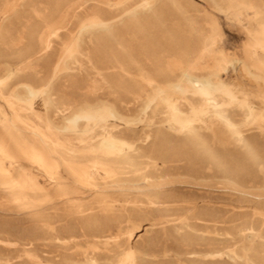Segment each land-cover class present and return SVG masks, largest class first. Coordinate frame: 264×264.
Masks as SVG:
<instances>
[{
	"label": "rangeland",
	"instance_id": "obj_1",
	"mask_svg": "<svg viewBox=\"0 0 264 264\" xmlns=\"http://www.w3.org/2000/svg\"><path fill=\"white\" fill-rule=\"evenodd\" d=\"M121 1L118 2L113 0L109 8L115 12L125 9L128 11L137 9L138 15L140 14L138 18H141V16H146L143 18H148L150 14H145L143 9L140 8L142 3H150V6L153 7V11H155L157 8L161 7V5L165 3L168 4L169 1L171 2L172 0H164L165 2L162 0H154V2L152 0ZM185 1V5L183 7L181 6L183 8H181L182 10L179 7V9L174 7L175 12L173 14L181 10L179 14H171L165 21L158 23L159 26H149L145 29H140V32L138 30L134 31L137 34H135V39H133L135 36L130 37L126 35L124 38L121 34L117 33L118 29L119 32L122 29V25L119 24L108 27L106 32L94 31L91 33L92 36L89 34V36L85 35L82 37L81 32H79L81 26L80 22L76 20L74 13L73 16L71 15L72 12L68 9L58 15V17L56 16L53 18L54 22H57V19L59 23L61 22L58 26L63 27L64 25L66 29L68 28L67 30L64 28L60 41L58 40L59 43L55 42V48L53 50V54L65 53L66 68L54 79L56 83L52 80L53 86L55 88L57 87L56 95L61 98L54 95L55 97L52 99L55 105L49 104L45 106L46 97L44 95H27L21 86L14 84V81L12 84L13 77H11V81L10 79L6 80V73L10 70L16 72V65L19 66V69L21 68L22 72H20V74L22 73L24 77H30L29 75L33 77V72L35 70L36 72L40 71L39 67L43 66L40 64H44V61H46L48 57L46 56L44 59H36V57H34L31 60H25V56H23L21 52H24L28 47L25 46L28 45L26 41H28L27 39L29 38L26 37V34L27 36L29 33V35H31L34 27L42 23L40 21L47 15V12L51 9L50 4L51 2L53 4L54 0H25L24 2H20L19 0H5L4 2V0H0V39L3 37H6V40L9 39V42L4 38L0 40V82L2 83H0V148L3 147L5 149L6 155L3 156L0 154V241L16 244L14 248L11 247V245H2L0 243V264H4L7 259L10 260L9 264H20V262L21 264L22 262L26 264L29 258L41 260L45 264H89L88 262L94 259L97 260V264H121L124 258H117L122 250L121 246L114 245L110 240H102V242L101 240L95 241L92 239V236H89L95 230L108 232L113 231L119 226L123 227V241L127 238V232H135V234H137L135 240L139 244V249L134 264H264V125L254 121L250 114H247L240 108L226 107L224 103L227 102V100L223 96H210V99L203 105V103L198 101L200 99L198 96H193L191 93H187V95L175 92L162 87L158 83L146 85L147 88H144L143 96L141 95L139 97L140 99L138 98L131 103L130 106L122 105L120 100L121 95L117 94L114 88H111L109 82H106L112 77H117L115 73L118 76L121 75V73H118L120 71H109V73L102 70L100 60L98 64V58H95L97 57V47H99L100 44L98 41L99 35L106 37L103 38L105 45H109H106V50L116 51L123 56L137 54L142 56L146 54L145 51L147 52V50H149L151 54L155 53V56L156 54L169 56L179 50L177 48L179 45L175 43L176 36L178 37L181 35L180 37L182 38H191L189 36L193 35L194 37L192 36L191 39H195L194 41L199 43L201 42V51L199 57L195 59L192 73L200 77L209 74V72H213V70H211L213 65H226L227 71L221 75L222 81H225L229 85H238L245 94V97L256 107L257 113L260 116H264V0H235L237 4L233 2L234 0ZM3 2L4 4H2ZM44 2H49L50 4ZM156 2H158V4ZM161 2H163V4ZM177 2L179 3V0L174 1L175 4ZM259 2L262 6L258 5L260 4ZM124 3H126V5ZM47 6L50 8L48 9ZM126 6H130V9ZM8 7L10 8L8 9ZM63 16L66 17V19ZM151 16H155V14L151 13ZM172 18L176 20L174 19V21ZM2 20L6 22L4 21L5 23H3ZM176 21H180V23ZM37 23L38 25H36ZM1 24L3 26H1ZM11 24H13V26ZM188 24L191 26L189 27ZM192 24H194V26ZM31 25L35 26L31 27ZM116 25L121 27L115 28L117 27ZM73 26L74 28L76 27L75 30L72 29ZM181 26H183L184 29ZM164 27L169 28L165 29ZM172 27L174 29H171ZM196 27L198 29L200 28L199 30L201 32ZM109 29H113L114 31L112 30V33H110L111 30ZM146 29L148 30L146 31ZM68 30L69 32H67ZM65 32L69 33V36ZM194 32L197 33V36ZM139 33L144 35H141V37ZM169 33H171V37ZM117 34H119L118 38L120 40L116 38ZM9 35L10 38L12 37V40L8 37ZM111 35H113V37H111ZM108 36L110 38H108ZM121 37H123L122 39L124 41L121 40ZM152 37L153 42L150 40ZM168 37L169 39H166ZM195 37H198L199 40ZM81 38H84V40ZM145 38L149 39L146 41ZM202 38L203 41H201ZM157 39L160 40L158 41ZM115 41L116 44L118 43L117 46ZM166 41H168V43ZM125 42L127 43L125 44ZM132 42L134 44H132ZM256 42H260L262 47L260 46L259 50L253 48V53L256 52V56L253 55L252 58L246 50L248 49V45H252ZM4 43L6 44L4 45ZM172 43L173 45H171ZM72 44L75 45L73 48H70ZM119 46L123 47L121 48ZM173 46H176L175 49ZM14 47L17 48L15 49ZM110 47L113 48V50ZM171 47L173 51L175 50L174 52ZM12 50L13 52L11 53ZM131 50H133V52ZM215 55L217 56L215 57ZM10 56L14 58H10ZM15 58H17V61ZM10 60L11 62H9ZM29 62H31V64ZM36 64H38L37 67H35ZM84 66L85 70L83 68ZM79 70H82V73ZM69 71L71 72L69 73ZM202 71H205V73H202ZM71 73L72 78H70ZM88 73L91 74L89 75ZM39 75L41 76V74ZM105 75L107 79H105ZM68 77L71 79V82ZM78 77L81 78L79 79ZM74 79L80 80L84 85L83 89L76 95V101L79 104H74L73 111L82 108L85 111L94 112L97 111V109L103 110L107 107L106 105L111 104L116 106L120 117H117L116 121L112 119H96L89 123L82 122L83 124L81 123L80 128L75 130V139L84 141L81 144L77 140L69 144L71 138H69L70 136L68 135H71V131H67L66 128L68 125H66V116L64 113H61L63 109L60 110L61 104L65 98L71 97L75 91L73 87L69 86ZM83 79L86 80L82 81ZM4 80L6 81L3 82ZM61 80L64 84H61ZM87 80H89V83ZM152 85H154V87ZM10 87L12 89H10ZM69 87H71V89ZM102 87L106 89V92L105 90L103 91ZM21 90L22 94L20 98H16V95H12L14 92L20 93ZM65 90L67 91L65 92ZM67 92L68 95L66 94ZM147 92H149V94ZM22 97L24 99H22ZM113 98L117 100L115 101ZM213 98L216 101H211L214 100ZM79 99H81V101H79ZM186 99L189 101H186ZM99 101L104 104L100 106L101 103L99 104ZM190 101L196 108H203L207 112L204 116H201V122L197 123L200 126L195 124L190 127L192 130H184L174 122V116L172 114L175 113L174 109L177 107L186 110V108L191 105ZM83 105L86 106L84 107ZM150 105H152V108ZM53 106L54 108H52ZM120 106L124 109L120 108ZM231 111L235 116L233 113H230ZM228 112L230 114H228ZM52 115L54 117H52ZM60 115L63 116L61 117ZM231 116L233 118H231ZM37 117L39 118L37 119ZM50 117H52V119ZM144 117L146 118L144 119ZM235 117H237V119ZM126 118L129 120L127 121ZM125 120L127 122H125ZM84 123H86V126L90 125L88 128L91 129V131H96H93V133L90 131L88 136H81V132L86 130ZM114 125L117 126V129H114V131L124 132L125 130L124 133H126L127 130V134H132V136L134 135L133 137L139 139L147 134H152V141L150 140L151 143L138 142V148L135 151L137 156L134 152L127 151L130 153L124 152L121 156L112 155L103 157L102 163L104 164H102V166H97V169L89 168V170L85 160L95 154L92 152L91 146H97L100 141V136L106 132H110L111 129L113 130ZM101 126H103V129ZM98 129L102 133H100ZM142 129L143 132H141ZM45 131L46 133H44ZM51 131L53 133H51ZM131 131L135 133L133 134ZM188 132L191 133L189 134ZM202 132H206V136ZM35 133H38V136ZM39 133L40 135L42 134V138L39 136ZM28 134L30 135L28 136ZM90 134L92 136H90ZM158 134L160 136L157 137ZM194 135L195 138H193ZM55 137H58V141H56ZM64 138H66L67 141ZM159 138H161L162 141ZM202 138H206L209 141L203 142L201 141ZM29 140L31 142L33 140L32 143L35 142V145ZM157 143L158 145L156 146ZM164 143H167L166 145H168V147ZM177 143L179 145H176ZM145 144L146 147L144 146ZM159 144H161V148L158 147ZM169 144L171 145L169 146ZM192 144L195 147L192 146ZM140 145L142 147H140ZM185 145H190V149L185 147ZM31 146H33L35 151ZM150 147V152L153 151V154L146 152ZM155 148L157 150H155ZM173 150L174 152H172ZM137 151L143 152L138 153ZM98 153L101 155L104 151L102 150ZM125 153L128 154V157H126ZM132 153L134 155H132ZM140 154L141 156H138ZM207 154H209L210 157L207 156ZM11 157L13 159H11ZM39 158L41 160H39ZM108 158L111 162L108 161ZM157 158L159 160H157ZM163 158L165 159L163 160ZM129 159L132 161H129ZM112 160H114V162ZM24 169H28L29 171L25 170L28 173L23 172ZM191 169H194L195 173L193 172V174H191ZM88 174H91V176ZM20 177L24 178H22L23 182ZM30 180L32 182H30ZM166 180L170 183H167ZM160 183H163L162 186ZM108 224H110V226ZM250 226H253L254 229L252 233L249 230ZM182 236L191 239H189V242L187 241V243H184L181 241ZM150 241H155L154 243L156 244H149L148 242ZM28 243L32 246L28 245ZM189 252H195L196 254H189ZM217 253L224 256H222V258H215ZM109 257L112 258L110 259ZM253 257L254 260L256 259L255 261L252 260ZM257 258H260V260ZM84 261L86 263H84Z\"/></svg>",
	"mask_w": 264,
	"mask_h": 264
},
{
	"label": "bare ground",
	"instance_id": "obj_2",
	"mask_svg": "<svg viewBox=\"0 0 264 264\" xmlns=\"http://www.w3.org/2000/svg\"><path fill=\"white\" fill-rule=\"evenodd\" d=\"M20 2H24L25 0H19ZM33 1V0H32ZM40 1V0H39ZM113 0H54V3L52 4V2H51V9H49L48 8V6H47V8L49 9V12H47V15L45 16V17H43V20L42 21H40V22H42L40 25H38V23L36 24V25H38V26H36V27H34V26H32L31 25V27H34V30L32 31V33H31V35H29L28 34V36H27V34H26V37H29L27 40L28 41H26V42H28L27 44L28 45H25V46H28L26 49H25V51L24 52H21V53H23V56H25V60H31L32 58H34V57H36V59L37 58H43L44 59V57H48L47 59H46V61H44L43 63L44 64H40L42 67H39L40 69V71H37L36 72V70L33 72V77H31V75H29L30 77H24L23 76V74L21 75L20 74V72H22V70H21V68L19 69V66L18 65H16V72H14L13 70H10V71H7V73H6V80H9L10 79V81H11V77H13L12 79V84H13V81L15 82L14 84H16V85H19V86H21L22 87V89H24V92L27 94V95H29V96H36V95H44L46 98V101H45V106L46 105H49V104H54L53 103V97H55L54 95H56L57 93V91H56V88L53 86V81H54V79L55 78H57L62 72H63V70H65V68H66V60H65V53L63 52V53H61V54H53V50H54V44H55V42H58V40L60 41V37H61V35H62V33L64 32V25H63V27H61V26H58V24H61V22L59 23L58 22V19H57V22L55 23L54 22V20H53V18H55L56 16L58 17V15H60L62 12H64L65 10H69V11H71L72 12V16H73V13H74V17L76 18V20L78 21V22H80V31L79 32H81V36L83 37V36H85V35H88L89 36V34H90V36H92L91 35V33H93L94 31H99V32H101V31H103V32H106L107 31V29H108V27H113V25L115 26V24H119V25H122V29H121V31L119 32V29L117 30L118 32L117 33H119V34H121L123 37L124 36H135V32L134 31H139L140 32V29H145V28H147V27H149V26H157L158 25V23H162L163 21H165V19H167V17L168 16H170L171 14L172 15H175V14H179V12L183 9L182 7L185 5V3H186V1L185 0H179V3L177 2L176 4L174 3V1L172 0L171 2L169 1V0H167V1H169V3L168 4H163V2H161L163 5H161V4H159V5H161V7H159V8H157L155 11H153V7H151L150 5V3H145V4H141V7L140 8H142L143 9V11L145 12V14H147V13H149L150 14V16L148 17V18H143V17H146V16H141V18H138L139 17V15H138V13H137V9H135V10H130V11H128V10H122L123 9V7H122V11H114V10H112V9H110L109 8V6H110V4H111V2H112ZM116 1H121V0H116ZM132 1V0H131ZM149 1V0H148ZM153 2H154V0H152ZM162 1H164V0H162ZM180 1H181V3H180ZM248 1V0H247ZM261 1V0H260ZM4 2H5V0H4ZM4 2L2 3V4H4ZM8 2V1H7ZM35 2V1H34ZM43 2V1H42ZM117 2V3H118ZM122 2V1H121ZM126 2V1H125ZM130 2V1H129ZM136 2H138V1H136ZM165 2V1H164ZM188 2V1H187ZM231 2V1H230ZM233 2H235V0L233 1ZM232 2V3H233ZM237 2V1H236ZM235 2V3H236ZM28 3V2H27ZM30 3V2H29ZM44 3H47V2H44ZM44 3H43V5H44ZM47 3V4H48ZM116 3V2H115ZM139 3V2H138ZM137 3V4H138ZM157 4H158V2H156ZM160 3V2H159ZM234 3V4H235ZM244 3V2H243ZM248 3V2H247ZM260 3V2H259ZM8 4V3H7ZM32 4V3H31ZM34 5H36L35 3H33ZM113 4V3H112ZM125 5H126V3H124ZM128 4V3H127ZM131 4V3H130ZM182 4V5H181ZM237 4V3H236ZM238 4H239V2H238ZM11 5V4H10ZM30 5V4H29ZM37 5H38V3H37ZM156 5V4H155ZM229 5V4H228ZM231 5H233V4H231ZM258 5H261V3L260 4H258ZM32 6V5H31ZM40 6V5H39ZM114 6V5H113ZM116 6V5H115ZM135 6V5H134ZM154 6V5H153ZM182 6V7H181ZM235 6V5H234ZM233 6V7H234ZM262 6V5H261ZM3 7V6H2ZM14 7V6H13ZM38 7V6H37ZM42 7H44V6H42ZM41 7V8H42ZM120 7H121V5H120ZM126 7H128V6H126ZM130 7V6H129ZM128 7V8H129ZM174 7H179L181 10L179 11V12H177V13H175V14H173L174 12H175V10H174ZM258 7H260V6H258ZM10 7H8V9H9ZM25 8V7H24ZM40 8V7H39ZM46 8V9H47ZM135 8V7H134ZM137 8V7H136ZM178 8V9H179ZM16 9V8H15ZM45 9V10H46ZM115 9V8H114ZM130 9V8H129ZM155 9V8H154ZM177 9V10H178ZM5 10V9H4ZM24 10V9H23ZM37 10V9H36ZM44 10V11H45ZM139 10V9H138ZM2 11V10H1ZM12 11V10H11ZM22 11V10H21ZM127 11V12H126ZM153 11V12H152ZM10 12V11H9ZM8 12V13H9ZM13 12V11H12ZM16 12V11H15ZM26 12V11H25ZM24 12V13H25ZM126 12V13H125ZM138 12H140V11H138ZM142 12V11H141ZM30 13V12H29ZM151 13L153 14H155V16H151ZM17 14V13H16ZM67 14V13H66ZM9 15V14H8ZM144 15V14H143ZM148 15V14H147ZM180 15H181V13H180ZM14 16V15H13ZM20 16H21V14H20ZM23 16V15H22ZM24 16H25V14H24ZM23 16V18L25 19V17ZM177 16H179V15H177ZM31 17H32V15H31ZM36 17V16H35ZM64 17V16H63ZM70 17V16H69ZM181 17V16H180ZM3 18V17H2ZM20 18V17H19ZM38 18V17H37ZM37 18H36V20H37ZM39 18H40V16H39ZM61 18H62V16H61ZM65 19H66V17H64ZM10 19V18H9ZM17 19V18H16ZM33 19V18H32ZM173 19V18H172ZM175 19V18H174ZM173 19V20H174ZM178 19V18H177ZM22 20V19H21ZM35 20V19H34ZM60 20V19H59ZM171 20V19H170ZM176 20V19H175ZM174 20V21H175ZM181 20V19H180ZM3 21V23H5L6 21L5 20H2ZM5 21V22H4ZM19 21V20H18ZM38 21V20H37ZM68 21V20H67ZM62 22H63V20H62ZM71 22V21H70ZM176 22H179L180 23V21H176ZM65 23V22H64ZM63 23V24H64ZM68 23H69V21H68ZM72 23V22H71ZM183 23V22H182ZM15 24V23H14ZM32 24V23H31ZM67 24V23H66ZM174 24V23H173ZM187 24V23H186ZM7 25H10V24H7ZM12 26H13V24H11ZM70 25H72V24H70ZM166 25H167V23H166ZM182 25V24H181ZM193 26H194V24H192ZM1 26H3L2 24H1ZM5 26V25H4ZM77 26V25H76ZM117 27H115V28H120V27H118V25H116ZM159 26V25H158ZM165 26V25H164ZM178 26V25H177ZM184 26V25H183ZM183 26H181L182 28H183ZM188 26L190 27L191 25H189L188 24ZM14 27H16V26H14ZM67 27V26H66ZM70 27V26H69ZM170 27V26H169ZM169 27H164L165 29H168ZM178 27H180V26H178ZM187 27V26H186ZM10 28V27H9ZM12 28V27H11ZM28 28V27H27ZM71 28V27H70ZM76 28V27H75ZM75 28H74V26H73V28L72 29H74L75 30ZM159 28H161V27H159ZM163 28V29H164ZM174 28H175V26H174ZM173 27L171 28V29H174ZM184 28H185V26H184ZM183 28V29H184ZM197 28V27H196ZM195 28V29H196ZM66 29V28H65ZM68 29V28H67ZM66 29V30H67ZM152 29H153V27H152ZM155 29V28H154ZM157 29V28H156ZM183 29H182V31H183ZM186 29H188V28H186ZM194 29V28H193ZM198 29V28H197ZM200 29V28H199ZM198 29V30H199ZM7 30H8V28H7ZM71 30V29H70ZM109 30H111V29H109ZM113 30V29H112ZM112 30H111V32L110 33H112ZM148 29H146V31H147ZM158 30V29H157ZM160 30H162V29H160ZM179 30V29H178ZM192 30V29H191ZM14 31V30H13ZM16 31V30H15ZM19 31V30H18ZM25 31V30H24ZM27 31V30H26ZM114 31V30H113ZM144 31V30H143ZM142 31V32H143ZM155 31V30H154ZM181 31V30H180ZM185 31V30H184ZM188 31V30H187ZM197 31V30H196ZM195 31V32H196ZM200 31V30H199ZM11 32V31H10ZM22 32V31H21ZM31 32V31H30ZM67 32H69V30L67 31ZM98 32V33H99ZM145 32V31H144ZM169 32V31H168ZM168 32H166V33H168ZM171 32V31H170ZM177 32V31H176ZM189 32V31H188ZM194 32V33H195ZM201 32V31H200ZM199 32V33H200ZM7 33V32H6ZM12 33H14V32H12ZM16 33H18V32H16ZM28 33V32H27ZM66 33V32H65ZM97 33V34H98ZM108 33V32H107ZM106 33V34H107ZM115 33V32H114ZM155 33H157V32H155ZM161 33V32H160ZM159 33V34H160ZM165 33V32H164ZM187 33V32H186ZM5 34V33H4ZM67 35L69 34V33H66ZM100 34V33H99ZM109 34V33H108ZM107 34V35H108ZM119 34H117V37L116 38H118V35ZM140 34V33H139ZM170 35V37H171V33H169ZM177 34V33H176ZM181 34V33H180ZM179 34V35H180ZM196 34V36H197V33H195ZM106 35V36H107ZM115 35H116V33H115ZM137 35V34H136ZM142 34H140V36H141ZM144 35V34H143ZM142 35V36H143ZM147 35V34H146ZM154 35V34H153ZM158 35V34H157ZM156 35V36H157ZM168 35V34H167ZM175 35V34H174ZM187 35H190V34H187ZM69 36V35H68ZM100 37L98 38V41H99V43L98 42H96V43H98L99 44V47H97V51H96V56L97 57H95V58H98L97 60H98V64H99V60H100V62H101V66H102V70H104V71H107V72H109V71H112V72H117V70H119L120 72H118V73H121V75H116V73H115V76H117V77H112V78H110L108 81H106L107 83L109 82V84H110V86H111V88H114V90L117 92V94H119V95H121L120 96V100H121V104L122 105H126V106H130L131 105V103H133L134 101H136L142 94H143V92H144V88H147L146 87V85H148V84H152V83H158V84H160L162 87H164V88H168V89H170V90H172V91H175V92H179V93H182V94H187V93H191L193 96H198V97H200V99L198 100L199 102H201V103H203V105L208 101V99H210V96H223V97H225L226 98V100H227V102H225L224 103V105L226 106V107H231V108H233V107H237V108H240L241 110H244L247 114H250L251 115V117L254 119V121H256V122H259V123H261V124H263L264 125V116H260L258 113H257V109H256V107L253 105V104H251V102L245 97V94L242 92V90L239 88V86L238 85H235V84H228V83H226L225 81H222V79H221V75L223 74V73H226V71H227V67H226V65H223L222 63H220V64H222V65H213V63H212V65H213V68L211 69V70H213V72H209V74H207V75H204V76H200V77H198V76H196V75H194L193 73H192V71L194 70V66H193V64H194V62H195V59L197 58V57H199V55H200V46H201V42L199 43V42H196V41H194L193 39H191L192 38V36H189V37H191V38H182V37H180V36H176V44H178L179 45V47H177L179 50H178V52H175V53H173L172 55H169V56H163V55H157L156 54V56H155V53H153V54H151L150 52H149V50H147V52L145 51V53L146 54H144V55H142V56H139V54H137V55H125V56H123V55H121L120 53L118 54L116 51H108V50H106V48L105 47H107L106 45H108V44H106L105 45V41L103 40V38L105 37H103V36H101V35H99ZM109 36H110V34H109ZM108 36V38H110ZM141 36V37H142ZM151 36V35H150ZM173 36V35H172ZM186 36V35H185ZM199 36V35H198ZM202 36V35H201ZM206 36V35H205ZM3 37V36H2ZM9 38H10V35L8 36ZM7 37V38H8ZM64 37V36H63ZM62 37V38H63ZM98 37V36H97ZM111 37H113V35H111ZM123 37H121V40L122 41H124L122 38ZM129 37V38H130ZM138 37V36H137ZM148 37V36H147ZM160 37H162V36H160ZM164 37V36H163ZM166 37V36H165ZM194 37V36H193ZM207 37V36H206ZM4 38V37H3ZM3 38H1V39H3ZM6 38V37H5ZM4 38V39H5ZM12 38V37H11ZM10 38V39H11ZM106 38V37H105ZM107 38V39H108ZM125 38V37H124ZM136 38V36L133 38V39H135ZM154 38H157V37H154ZM196 38V37H195ZM215 38V37H214ZM0 39V40H1ZM64 39H65V37H64ZM81 39H83L84 40V38H81ZM97 39V38H96ZM114 39V38H113ZM119 39V38H118ZM117 39V40H118ZM143 39V38H142ZM146 39V41L149 39H147V38H145ZM153 39V37L150 39V40H152ZM166 39H169V37L168 38H166ZM165 39V40H166ZM171 39V38H170ZM196 39H198V37L196 38ZM216 39V38H215ZM6 40V39H5ZM12 40V39H11ZM17 40V39H16ZM88 40H90V39H88ZM91 40H93V39H91ZM120 40V39H119ZM118 40V41H119ZM130 40V39H129ZM158 40V39H157ZM160 40V39H159ZM158 40V41H159ZM172 40V39H171ZM199 40V39H198ZM3 41V40H2ZM7 42H9V39L8 40H6ZM24 41V40H23ZM87 41V40H86ZM121 41V42H122ZM131 41V40H130ZM134 41V40H133ZM145 41V42H146ZM201 41H203V38H202V40ZM11 42V41H10ZM92 42V41H91ZM152 42H153V40H152ZM155 42V41H154ZM161 42H163V41H161ZM167 43H168V41H166ZM169 42H173V41H169ZM2 43V42H1ZM17 43V42H16ZM25 43V42H24ZM59 43V42H58ZM62 43V42H61ZM60 43V44H61ZM94 43V42H93ZM127 42H125V44H126ZM140 43H141V41H140ZM156 43V42H155ZM6 43H4V45H5ZM64 44V43H63ZM79 44H80V42H79ZM114 44V43H113ZM115 44H116V41H115ZM114 44V45H115ZM123 44V43H122ZM132 44H134L133 42H132ZM154 44V43H153ZM158 44V43H157ZM160 44V43H159ZM166 44V43H165ZM170 44V43H169ZM215 44V43H214ZM65 45V44H64ZM74 45L75 44H72L71 46H70V48H73L74 47ZM86 45V44H85ZM118 45V43L116 44V46ZM129 45V44H128ZM149 45H152V44H149ZM163 45H164V43H163ZM171 45H173V43L171 44ZM1 46H2V44H1ZM13 46V45H12ZM20 46V45H19ZM18 46V47H19ZM22 46V45H21ZM96 46V45H95ZM109 46V45H108ZM140 46V45H139ZM142 46V45H141ZM155 46V45H154ZM160 46V45H159ZM168 46H170V45H168ZM216 46V45H215ZM260 46L262 47V45H261V43L260 42H256V43H254V44H252V45H248L247 46V50L246 51H248L249 52V54H250V56L253 58V55L254 56H256V52L255 53H253V48L255 49V50H259L260 49ZM65 47V46H64ZM87 47V46H86ZM119 47H121V46H119ZM123 47V46H122ZM121 47V48H122ZM137 47V46H136ZM151 47H153V46H151ZM174 47V46H173ZM176 47V46H175ZM175 47H174V49H175ZM4 48V47H3ZM8 48V47H7ZM15 48V47H14ZM17 48V47H16ZM15 48V49H16ZM20 48V47H19ZM91 48V47H90ZM109 48V47H108ZM111 48V47H110ZM115 48V47H114ZM138 48V47H137ZM144 48H146V47H144ZM148 48V47H147ZM161 48V47H160ZM164 48H166V47H164ZM176 48V49H177ZM6 49V48H5ZM81 49V48H80ZM112 50H113V48H111ZM110 49V50H111ZM116 49V48H115ZM124 49V48H123ZM129 49V48H128ZM131 49V48H130ZM149 49V48H148ZM152 49V48H151ZM171 49H172V47H171ZM210 49V48H209ZM11 50V49H10ZM82 50V49H81ZM125 50H127V49H125ZM142 50V49H141ZM146 50V49H145ZM155 50H156V48H155ZM154 50V51H155ZM157 50H158V48H157ZM160 50H163V49H160ZM165 50V49H164ZM168 50V49H167ZM170 50V49H169ZM168 50V51H169ZM15 51V50H14ZM19 51V50H18ZM55 51H57V50H55ZM60 51V50H59ZM132 52H133V50H131ZM130 51V52H131ZM144 51V50H143ZM152 51V50H151ZM167 51V52H168ZM171 51V50H170ZM172 51H173V49H172ZM175 51V50H174ZM173 51V52H174ZM177 51V50H176ZM5 52V51H4ZM10 52V51H9ZM13 52V50L11 51V53ZM17 52V51H16ZM58 52V51H57ZM116 52V53H115ZM118 52H119V50H118ZM130 52H127V53H130ZM135 52V51H134ZM160 52V51H159ZM158 52V53H159ZM164 52V51H163ZM248 52H247V54H248ZM264 52V51H263ZM7 53V52H6ZM19 53V52H18ZM90 53V52H89ZM121 53H123V52H121ZM126 53V52H125ZM124 53V54H125ZM136 53V52H135ZM141 53H143V52H141ZM172 53V52H171ZM220 53V52H219ZM9 54V53H8ZM7 54V55H8ZM17 54V53H16ZM15 54V55H16ZM82 54V53H81ZM83 54H84V52H83ZM82 54V55H83ZM165 54V53H164ZM169 54V53H168ZM261 54V53H260ZM6 55V54H5ZM15 55H13V56H15ZM19 55V54H18ZM22 55V54H21ZM85 55V54H84ZM91 55H93V54H91ZM95 55V54H94ZM12 56V57H13ZM20 56V55H19ZM217 55H215V57H216ZM221 56H223V55H221ZM11 56H10V58H12ZM22 57V56H21ZM94 57V56H93ZM10 58H8V59H10ZM14 58V57H13ZM20 58V57H19ZM24 58V57H23ZM86 58V57H85ZM92 58V57H91ZM152 58V59H151ZM226 58H227V56H226ZM245 58V57H244ZM16 59V61H17V58H15ZM14 59V60H15ZM20 59H22V58H20ZM35 59V60H36ZM72 59V58H71ZM172 59V60H171ZM220 59L222 60V58L220 57ZM230 59V58H229ZM41 60V59H40ZM70 60V59H69ZM87 60V59H86ZM209 60V59H208ZM207 60V61H208ZM227 60V59H226ZM262 60V59H261ZM84 61V60H83ZM92 61V60H91ZM95 61V60H94ZM201 61V60H200ZM245 61V60H244ZM9 62H11V60L9 61ZM24 62V61H23ZM36 62H37V60H36ZM40 62V61H39ZM222 62V61H221ZM232 62V61H231ZM241 62V61H240ZM246 62V61H245ZM16 63V62H15ZM25 63H27V62H25ZM30 64H31V62H29ZM35 63V62H34ZM42 63V62H41ZM75 63V62H74ZM88 63V62H87ZM94 63V62H93ZM96 63V62H95ZM217 63V62H216ZM225 63V62H224ZM28 64V63H27ZM29 64V65H30ZM70 64V63H69ZM76 64V63H75ZM82 64V63H81ZM219 64V63H218ZM238 64V63H237ZM26 65V64H25ZM24 65V66H25ZM33 65V64H32ZM68 65V64H67ZM89 65L91 66V64L89 63ZM196 65V64H195ZM207 65V64H206ZM258 65H260V64H258ZM7 66V65H6ZM5 66V67H6ZM27 66V65H26ZM38 66V64H36V66L35 67H37ZM74 66V65H73ZM76 66V65H75ZM86 66H88V65H86ZM96 66V65H95ZM101 66H99V67H101ZM10 67V66H9ZM13 67V66H12ZM22 67V66H21ZM34 67V68H35ZM199 67H201V66H199ZM250 67V66H249ZM25 68V67H24ZM23 68V69H24ZM29 68H30V66H29ZM32 68H33V66H32ZM31 68V69H32ZM68 68V67H67ZM75 68V67H74ZM78 68V67H77ZM76 68V69H77ZM80 68V67H79ZM84 68V70H85V66L83 67ZM94 68V67H93ZM208 68V67H207ZM26 69H28V68H26ZM30 69V70H31ZM69 69V68H68ZM98 69V68H97ZM25 70V69H24ZM29 70V69H28ZM83 70V69H82ZM81 70V71H82ZM89 70V69H88ZM202 70H205V69H202ZM262 70V69H261ZM33 71V70H32ZM80 71V70H79ZM80 71V72H81ZM91 71V70H90ZM93 71V70H92ZM96 71V70H95ZM263 71V70H262ZM24 72H26V71H24ZM29 72V71H28ZM71 71H69V73H70ZM74 72V71H73ZM79 72V73H80ZM97 72V71H96ZM200 72V71H199ZM205 73V71H202V73ZM258 72V71H257ZM76 73V72H75ZM74 73V74H75ZM82 73V72H81ZM100 73V72H99ZM106 73V72H105ZM105 73H102V74H105ZM110 73V72H109ZM249 73V72H248ZM30 74H31V72H30ZM39 74H41V76L39 75ZM78 74V73H77ZM89 74V73H88ZM91 74V73H90ZM89 74V75H90ZM94 74V73H93ZM97 74V73H96ZM198 74V73H197ZM71 75V77L70 78H72V73L70 74ZM108 75V74H107ZM250 75V74H249ZM82 76H84V75H82ZM86 76V75H85ZM94 76V75H93ZM100 76V75H99ZM102 76V75H101ZM250 76H252V75H250ZM254 76V75H253ZM263 76V75H262ZM76 77V76H75ZM105 77H106V75H105ZM104 77V78H105ZM61 78H62V76H61ZM67 78V77H66ZM65 78V79H66ZM69 78V77H68ZM69 78V79H70ZM77 78V77H76ZM79 78V77H78ZM81 78V77H80ZM79 78V79H80ZM84 78V77H83ZM94 78V77H93ZM98 78V77H97ZM5 79V78H4ZM105 79H107V77L105 78ZM6 80H4L3 82H5ZM53 80V81H52ZM84 80H86V79H83L82 81H84ZM94 80V79H93ZM102 80H103V77H102ZM66 81V80H65ZM67 81H68V79H67ZM66 81V82H67ZM70 82H71V79L69 80ZM68 81V82H69ZM73 81V80H72ZM89 80H87V82H88ZM55 82V81H54ZM59 82V81H58ZM61 82H62V80H61ZM97 82V81H96ZM95 82V83H96ZM106 82H105V84H106ZM1 83V82H0ZM56 83V82H55ZM54 83V84H55ZM89 83V82H88ZM2 84V83H1ZM59 84H60V82H59ZM61 84H64L63 82L61 83ZM86 84V83H85ZM108 84V85H109ZM83 85H84V83H81L80 82V80H77V79H74V81L72 82V84L71 85H69V86H71V87H73L74 88V93H73V95L71 96V95H69V96H71V97H69V98H65V100L63 101V103L61 104V109L60 110H62L61 111V113H64L65 114V116H66V118H65V120H66V125H68V127L66 128L67 129V131H71V135H68V136H70L69 138H71V141H69L70 143L69 144H71L73 141H75V140H77V141H79V143L81 144V143H83L84 141H81L80 139H75V130H77L78 128H80V126H81V123L82 122H87V123H89L90 121H94V120H96V119H103V120H106V119H112V120H114V121H116L117 120V117H119V111L117 110V108H116V106L115 105H111V104H109V105H106L107 107H105L103 110H98L97 109V111H85L84 109H82V108H79L77 111H73V108H74V104H76V103H78L77 101H76V99H77V97H76V95H77V93H79L82 89H83ZM88 85V84H87ZM144 85H145V87H144ZM57 86H58V84H57ZM63 86H65V85H63ZM67 86V85H66ZM91 86H92V84H91ZM94 86V85H93ZM98 86V85H97ZM101 86V85H100ZM153 87H154V85H152ZM18 87V86H17ZM71 87H69L70 89H71ZM95 87V86H94ZM157 87V86H156ZM161 87V88H162ZM60 88V87H59ZM63 88V87H62ZM68 88V87H67ZM85 88H87V87H85ZM93 88V87H92ZM99 88H101V87H99ZM103 88V87H102ZM107 88V87H106ZM111 88H109V89H111ZM152 88V87H151ZM160 88V87H159ZM10 89H12L11 87H10ZM17 89V88H16ZM15 89V90H16ZM89 89V88H88ZM96 89V88H95ZM58 90V89H57ZM91 90V89H90ZM105 90V92H106V89H104L103 88V91ZM108 90V89H107ZM114 90H112V91H114ZM156 90V89H155ZM154 90V91H155ZM163 90H165V89H163ZM61 91V90H60ZM67 90H65V92H66ZM86 91V90H85ZM93 91H95V90H93ZM98 91V90H97ZM111 91V92H112ZM114 91V92H115ZM70 92V91H69ZM84 92V91H83ZM157 92V91H156ZM10 93V92H9ZM88 93V92H87ZM94 93V92H93ZM145 93H146V91H145ZM144 93V94H145ZM148 94H149V92H147ZM22 94V90H21V92L19 93H15L14 92V94H12V95H16V98L18 97V98H20V95ZM67 95H68V92L66 93ZM71 94V93H70ZM98 94V93H97ZM96 94V95H97ZM105 94V93H104ZM113 94V93H112ZM166 94H167V92H166ZM172 94V93H171ZM175 94V93H174ZM61 95V94H60ZM62 95H63V92H62ZM61 95V96H62ZM67 95H65V96H67ZM85 95V94H84ZM90 95V94H89ZM95 95V94H94ZM160 95V94H159ZM163 95V94H162ZM161 95V96H162ZM188 95V94H187ZM56 96H58V95H56ZM83 96V95H82ZM93 96V95H92ZM143 96V95H142ZM165 96V95H164ZM167 96V95H166ZM169 96V95H168ZM170 96H172V95H170ZM177 96V95H176ZM180 96V95H179ZM184 96V95H183ZM59 97V96H58ZM86 97V96H85ZM84 97V98H85ZM94 97V96H93ZM102 97V96H101ZM163 97V96H162ZM185 97V96H184ZM189 97V96H188ZM192 97V96H191ZM8 98V97H7ZM6 98V99H7ZM13 98H15V97H13ZM34 98V97H33ZM59 98H61V97H59ZM63 98V97H62ZM87 98V97H86ZM90 98H91V95H90ZM106 98V97H105ZM148 98V97H147ZM195 98V97H194ZM11 99V98H10ZM9 99V100H10ZM22 99H24L23 97H22ZM55 99V98H54ZM94 99V98H93ZM96 99V98H95ZM97 99H99V98H97ZM114 99V98H113ZM140 99V98H139ZM157 99V98H156ZM162 99V98H161ZM160 99V100H161ZM197 99V98H196ZM195 99V100H196ZM214 99V98H213ZM8 100V99H7ZM16 100H18V99H16ZM16 100H14V101H16ZM83 100V99H82ZM115 100V99H114ZM117 100V99H116ZM115 100V101H116ZM120 100H118V101H120ZM157 100H159V99H157ZM172 100V99H171ZM170 100V101H171ZM219 100V99H218ZM25 101H27V100H25ZM57 101V100H56ZM79 101H81V99H79ZM85 101H87V100H85ZM92 101V100H91ZM94 101V100H93ZM139 101V100H138ZM154 101V100H153ZM186 101H189L188 99H186ZM211 101H216L215 99L214 100H211ZM9 102V101H8ZM17 102V101H16ZM55 102V101H54ZM62 102V101H61ZM60 102V103H61ZM83 102V101H82ZM98 102V101H97ZM155 102V101H154ZM157 102V101H156ZM191 102V101H190ZM196 102V101H195ZM19 103V102H18ZM89 103V102H88ZM94 103V102H93ZM101 103V101H99V104ZM137 103V102H136ZM139 103V102H138ZM141 103H143V102H141ZM158 103V102H157ZM165 103V102H164ZM176 103V102H175ZM180 103H182V102H180ZM189 103V102H188ZM198 103V102H197ZM221 103H223V102H221ZM79 104V103H78ZM102 104H104V103H101L100 104V106L102 105ZM108 104V103H107ZM120 104V105H121ZM159 104H160V102H159ZM174 104V103H173ZM55 105V104H54ZM58 105V104H57ZM77 105V104H76ZM81 105V104H80ZM133 105V104H132ZM182 105V104H181ZM208 105V104H207ZM84 107L86 106V105H83ZM90 106V105H89ZM118 106H119V104H118ZM151 106V108H152V105H150ZM161 106V105H160ZM187 106V105H186ZM186 106H184V107H186ZM201 107H203L202 105H200ZM9 107V106H8ZM29 107H31V106H29ZM33 107V106H32ZM57 107V106H56ZM92 107H94V106H92ZM144 107H145V105H144ZM158 107V106H157ZM173 107H174V105H173ZM52 108H54V106L52 107ZM58 108H59V106H58ZM120 108H122L121 106H120ZM125 108H127V107H125ZM130 108V107H129ZM135 108V107H134ZM149 108V107H148ZM165 108H166V106H165ZM22 109V108H21ZM56 109V108H55ZM55 109H53V110H55ZM90 109V108H89ZM122 109H124V108H122ZM144 109V108H143ZM154 109H155V107H154ZM168 109V108H167ZM167 109H166V111H167ZM28 110H30V109H28ZM44 110H45V108H44ZM58 110V109H57ZM59 110V111H60ZM129 110V109H128ZM138 110V109H137ZM140 110V109H139ZM153 110V109H152ZM156 110V109H155ZM214 110V109H213ZM33 111V110H32ZM48 111V110H47ZM50 111H52V110H50ZM123 111V110H122ZM132 111V110H131ZM146 111V110H145ZM149 111V110H148ZM147 111V112H148ZM124 112V111H123ZM127 112V111H126ZM169 112V111H168ZM174 112L175 113H173L172 115L174 116L173 118H174V122L177 124V125H179L180 127H181V129H184V130H190L191 128V126H193V125H195V124H197V123H200L201 121H200V118H201V116H204L205 115V113L207 112L205 109H203V108H200V107H198V108H196L193 104H192V102H191V105L188 107V108H186V110L183 108V109H181V108H175L174 109ZM215 112V111H214ZM50 113V112H49ZM128 113V112H127ZM135 113V112H134ZM145 113V112H144ZM154 113V112H153ZM172 113V112H171ZM230 113H233L232 111L230 112ZM229 112H228V114H230ZM236 113V112H235ZM239 113V112H238ZM46 114V113H45ZM54 114V113H53ZM56 114V113H55ZM131 114V113H130ZM141 114V113H140ZM239 114H241V113H239ZM33 115V114H32ZM121 115V114H120ZM169 115H171V114H169ZM233 115L235 116V114L233 113ZM237 115V114H236ZM264 115V114H263ZM34 116H35V114H34ZM47 116H50V115H47ZM61 117L63 116V115H60ZM64 116V117H65ZM124 116V115H123ZM137 116V115H136ZM143 116V115H142ZM227 116V115H226ZM237 116H239V115H237ZM52 117H54L53 115H52ZM52 117H50L51 119H52ZM171 117V116H170ZM228 117V116H227ZM230 117V116H229ZM34 118V117H33ZM36 118V117H35ZM39 117H37V119H38ZM120 118V117H119ZM125 118V117H124ZM146 117H144V119H145ZM173 118H171V119H173ZM231 118H233L232 116H231ZM236 119H237V117H235ZM62 119H64V118H62ZM131 119H133V118H131ZM139 119V118H138ZM148 119V118H147ZM146 119V120H147ZM170 119V120H171ZM13 120H14V118H13ZM54 120H56V119H54ZM53 120V121H54ZM61 120V119H60ZM124 120V119H123ZM126 120L128 121L129 119L128 118H126ZM125 120V122H127ZM136 120V119H135ZM168 120V119H167ZM227 120H228V118H227ZM240 120V119H239ZM15 121V120H14ZM52 121V120H51ZM119 121H121V120H119ZM138 121V120H137ZM165 121H166V119H165ZM230 121V120H229ZM238 121V120H237ZM56 122H58V121H56ZM162 122V121H161ZM164 122V121H163ZM243 122V121H242ZM14 123V122H13ZM54 123V122H53ZM64 123V122H63ZM93 123V122H92ZM118 123V122H117ZM133 123V122H132ZM135 123V122H134ZM173 123V122H172ZM236 123V122H235ZM83 124V123H82ZM85 124V126H86V123H84ZM94 124V123H93ZM128 124V123H127ZM145 124V123H144ZM147 124V123H146ZM149 124V123H148ZM233 124V123H232ZM88 125V124H87ZM101 125H103V124H101ZM126 125V124H125ZM135 125V124H134ZM197 125H199V124H197ZM196 125V126H197ZM210 125V124H209ZM90 125H88V126H86V130H84L83 132H81V136L82 135H84V136H88L89 134L88 133H90V131H91V129H89L88 127H89ZM92 126V125H91ZM104 126V125H103ZM103 126H101L102 127V129H103ZM113 126V125H112ZM137 126H139V125H137ZM195 126V127H196ZM200 126V125H199ZM15 127V126H14ZM109 127V126H108ZM111 127V126H110ZM127 127V126H126ZM12 128V127H11ZM45 128H47V127H45ZM95 128V127H94ZM97 128V127H96ZM106 128V127H105ZM132 128V127H131ZM135 128V127H134ZM138 128V127H137ZM148 128V127H147ZM202 128V127H201ZM205 128V127H204ZM203 128V129H204ZM42 129V128H41ZM85 129V128H84ZM114 129H117V126H115L114 125V127H113V130L111 131L110 130V132H106V133H104V134H102L101 136H100V141H99V143H98V145L97 146H91V150H92V152H94L95 154H94V156H92V157H90V158H87L85 161H86V163H87V168L89 169V168H96L97 169V166H102V164H104V163H102V160H103V157H109V156H112V155H120L121 156V154L122 153H124V152H127V151H130V152H134L135 153V151L137 150V148H138V142H142V143H151L150 142V140L152 139V134H147V135H145V136H143V138H136V137H133L132 136V134H127V130H126V133H124L125 132V130H124V132H121V131H114ZM126 129V128H125ZM127 129H129V128H127ZM136 129V128H135ZM146 129V128H145ZM150 129H152V128H150ZM200 129V128H199ZM209 129V128H208ZM208 129H206V130H208ZM214 129V128H213ZM212 129V130H213ZM13 130V129H12ZM37 130V129H36ZM45 130V129H44ZM99 130V129H98ZM105 130V129H104ZM109 130V129H108ZM107 130V131H108ZM140 130V129H139ZM149 130V129H148ZM192 130V129H191ZM202 130V129H201ZM211 130V131H212ZM33 131V130H32ZM93 131H96V130H92L91 132L93 133ZM102 131V130H101ZM134 131V130H133ZM133 131H131L132 133H133ZM194 131V130H193ZM203 131V130H202ZM17 132V131H16ZM40 132V131H39ZM42 132V131H41ZM99 132H100V130H99ZM138 132V131H137ZM141 132H143V129H142V131ZM146 132V131H145ZM156 132V131H155ZM184 132H186V131H184ZM183 132V133H184ZM204 132V131H203ZM202 132V133H203ZM207 132V131H206ZM205 132V133H206ZM22 133V132H21ZM44 133H46V131L44 132ZM51 133H53L52 131H51ZM100 133H102V132H100ZM135 133V132H134ZM133 133V134H134ZM149 133V132H148ZM159 133V132H158ZM160 133H161V131H160ZM159 133V134H160ZM189 133V132H188ZM191 133V132H190ZM189 133V134H190ZM192 133H194V132H192ZM205 133H203L204 135H205ZM209 133V132H208ZM213 133V132H212ZM211 133V134H212ZM36 134V133H35ZM55 134V133H54ZM78 134V133H77ZM154 134H156V133H154ZM157 135V137L158 136H160V135ZM195 134V133H194ZM19 135V134H18ZM25 135V134H24ZM30 134H28V136H29ZM37 136H38V133L36 134ZM36 135H34V136H36ZM56 135V134H55ZM54 135V136H55ZM143 135V134H142ZM175 135V134H174ZM185 135V134H184ZM192 135V134H191ZM39 136L42 138V134L40 135V133H39ZM90 136H92L91 134H90ZM96 136V135H95ZM95 136H93V137H95ZM179 136V135H178ZM177 136V137H178ZM206 136V135H205ZM204 136V137H205ZM20 137V136H19ZM33 137V136H32ZM44 137V136H43ZM46 137V136H45ZM59 137V136H58ZM57 137V138H58ZM64 137V136H63ZM141 137V136H140ZM209 137V136H208ZM29 138V137H28ZM35 138V137H34ZM39 138V137H38ZM49 138V137H48ZM56 138V137H55ZM57 138H56V141H58L57 140ZM67 138V137H66ZM66 138H64L65 140H66ZM87 138V137H86ZM96 138V137H95ZM156 138V137H155ZM154 138V139H155ZM163 138H165V137H163ZM193 138H195V135H194V137ZM196 138H197V135H196ZM213 138V137H212ZM23 139V138H22ZM30 139V138H29ZM36 139V138H35ZM47 139V138H46ZM91 139V138H90ZM156 139H158V138H156ZM159 139H161V138H159ZM198 139V138H197ZM209 139V138H208ZM44 140V139H43ZM48 140V139H47ZM50 140V139H49ZM67 140H68V138H67ZM66 140V141H67ZM94 140V139H93ZM200 140V139H199ZM27 141V140H26ZM30 141V140H29ZM41 141V140H40ZM91 141H92V139H91ZM152 141V140H151ZM155 141V140H154ZM161 141H162V139H161ZM190 141V140H189ZM196 141V140H195ZM201 141H203V142H208L209 140H207L206 138H202V140ZM24 142V141H23ZM31 142V141H30ZM29 142V143H30ZM32 142H33V140H32ZM31 142V143H32ZM52 142V141H51ZM90 142V141H89ZM156 142H157V140H156ZM163 142H166V141H163ZM171 142V141H170ZM169 142V143H170ZM198 142V141H197ZM54 143V142H53ZM76 143V142H75ZM87 143V142H86ZM138 143V144H137ZM158 143H159V141H158ZM158 143L156 144V146L158 145ZM199 143V142H198ZM202 143V142H201ZM32 144H34L35 145V142L34 143H32ZM41 144V143H40ZM47 144H48V142H47ZM68 144V145H69ZM95 144V143H94ZM154 144V143H153ZM152 144V145H153ZM163 144V143H162ZM165 144V143H164ZM167 144V143H166ZM165 144V145H166ZM191 144V143H190ZM197 144V143H196ZM206 144V143H205ZM39 145V144H38ZM44 145V144H43ZM50 145V144H49ZM67 145V144H66ZM84 145V144H83ZM82 145V146H83ZM93 145V144H92ZM142 145V144H141ZM140 145V147H142ZM149 145H151V144H149ZM160 145L161 144H159V146L158 147H160ZM171 144H169V146H170ZM175 145V144H174ZM176 145H179L178 143L176 144ZM182 145V144H181ZM187 145V144H186ZM185 145V147H187V148H189V146H186ZM201 145V144H200ZM40 146V145H39ZM48 146V145H47ZM75 146V145H74ZM87 146H90V145H87ZM86 146V147H87ZM145 147H146V144L144 145ZM148 146V145H147ZM155 146V145H154ZM167 147H168V145H166ZM184 146V145H183ZM192 146H194L193 144H192ZM32 148H33V146H31ZM41 147V146H40ZM45 147V146H44ZM85 147V146H84ZM152 147V146H151ZM151 147H150V149L148 150V151H146L145 150V148H144V150L146 151V152H150L151 151ZM195 147V146H194ZM37 148V147H36ZM42 148V147H41ZM71 148V147H70ZM149 148V147H148ZM154 148V147H153ZM157 148V147H156ZM155 148V150H157ZM161 148V147H160ZM171 148H172V146H171ZM176 148V147H175ZM34 149V148H33ZM159 149V148H158ZM170 149V148H169ZM190 149V148H189ZM41 150H43V149H41ZM40 150V151H41ZM91 150H89V151H91ZM104 151V153H101V155H100V153H98L99 151ZM141 150V149H140ZM143 150V151H144ZM154 150V149H153ZM161 150V149H160ZM175 150V149H174ZM174 150L172 151V152H174ZM34 151H35V149H34ZM38 151V150H37ZM36 151V152H37ZM74 151V150H73ZM143 151H140V152H138V153H141V152H143ZM159 151V150H158ZM129 152V153H130ZM154 152H156V151H154ZM169 152V151H168ZM128 153V152H127ZM127 153H125L126 154V157H128V154ZM145 153V152H144ZM150 153H152L153 154V151L152 152H150ZM163 153V152H162ZM166 153V152H165ZM192 153V152H191ZM0 154H2L3 156L5 155V149L3 148V147H1L0 148ZM39 154H41V153H39ZM146 154V153H145ZM149 154V153H148ZM147 154V155H148ZM154 154H156V153H154ZM169 154V153H168ZM170 154H171V152H170ZM132 155H134L133 153H132ZM135 155H136V153H135ZM151 155V154H150ZM157 155V154H156ZM159 155V154H158ZM164 155V154H163ZM186 155H188V154H186ZM191 156H193L192 154H190ZM205 155V154H204ZM6 156V155H5ZM7 156H10V155H7ZM37 156V155H36ZM35 156V157H36ZM43 156V155H42ZM42 156H41V158H42ZM119 156V157H120ZM137 156V155H136ZM138 156H141V154L140 155H138ZM161 156V155H160ZM167 156V155H166ZM174 156V155H173ZM207 156H209V154H207ZM132 157H134V156H132ZM145 157H146V155H145ZM145 157H143V158H145ZM150 157V156H149ZM163 157H165V156H163ZM169 157V156H168ZM210 157V156H209ZM10 158V157H9ZM83 158V157H82ZM116 158V157H115ZM131 158V157H130ZM138 158V157H137ZM172 158H174V157H172ZM172 158H169V159H172ZM193 158V157H192ZM195 158V157H194ZM11 159H13L12 157H11ZM85 159V158H84ZM124 159V158H123ZM126 159V158H125ZM165 158H163V160H164ZM39 160H41L40 158H39ZM155 160H156V158H155ZM154 160V161H155ZM157 160H159L158 158H157ZM161 160H162V158H161ZM194 160V159H193ZM199 160V159H198ZM209 160V159H208ZM17 161V160H16ZM105 161V160H104ZM108 161H110L111 162V160L108 158ZM113 162H114V160H112ZM120 161V160H119ZM129 161H132V160H130L129 159ZM152 161V160H151ZM168 161V160H167ZM195 161H196V159H195ZM11 162V161H10ZM18 162V161H17ZM194 162V161H193ZM198 162V161H197ZM85 163V164H86ZM19 164V163H18ZM192 165V164H191ZM199 166H200V164H199ZM10 167V166H9ZM19 167V166H18ZM194 167V166H193ZM197 167H198V164H197ZM11 168V167H10ZM21 168V167H20ZM14 169V168H13ZM22 169V168H21ZM15 170V169H14ZM18 170H19V168H18ZM25 170H28V169H24V171L23 172H27V171H25ZM87 170V169H86ZM90 170V169H89ZM199 170V169H198ZM2 171V170H1ZM21 171V172H22ZM29 171V170H28ZM195 170L194 169H191L190 170V173L191 174H193V172H194ZM7 172V171H6ZM87 172H89V171H87ZM9 173V172H8ZM28 173V172H27ZM195 173V172H194ZM31 175V174H30ZM33 175V174H32ZM88 175H90L91 176V174H88ZM196 175V174H195ZM34 177V176H33ZM32 177V178H33ZM178 177V176H177ZM21 178V180H22V178L23 177H20ZM24 179V178H23ZM34 180V179H33ZM35 180H37V179H35ZM22 182H23V180H22ZM30 182H32L31 180H30ZM162 182V181H161ZM166 182H167V180H166ZM174 182V181H173ZM35 183V182H34ZM37 183V182H36ZM163 183H165V182H163ZM162 183V184H163ZM167 183H170V182H167ZM238 183V182H237ZM161 184V183H160ZM162 184H161V186H162ZM173 184V183H172ZM200 184V183H199ZM203 184V183H202ZM136 185H138V184H136ZM141 186V185H140ZM133 188V187H132ZM141 188V187H140ZM155 206V205H154ZM260 216V215H259ZM258 218V217H257ZM105 224V223H104ZM109 226H110V224H108ZM107 225V226H108ZM111 226H113V225H111ZM245 226V225H244ZM115 227V226H114ZM103 228V227H102ZM106 228V227H105ZM104 228V229H105ZM123 227H116V229H114L113 231H108V232H106V231H94L91 235H89V236H92V239H94L95 241H100L101 240V242H102V240L104 241V240H110V241H112L113 242V244L114 245H118V246H121V248H122V250L120 251V253L118 254V256H117V258H124L123 259V261H122V263L121 264H134V262H135V258H136V254L138 253V249H139V244H138V242H136V237H137V234H135V232H127V234H126V239L123 241L122 240V236H123V229H122ZM241 228V227H240ZM243 228H245V227H243ZM107 229H109V228H107ZM246 229V228H245ZM249 230H250V232L252 233L253 232V226H250L249 227ZM93 231V230H92ZM245 231V230H244ZM106 232V233H105ZM243 232V231H242ZM241 232V233H242ZM108 233V234H107ZM245 234V233H244ZM245 236V235H244ZM243 236V237H244ZM251 237V236H250ZM189 239H191V238H186V237H183L182 236V238H181V241L182 242H184V243H187V241L189 242ZM195 240V239H194ZM107 242V241H106ZM155 241H150V242H148L149 244H156V243H154ZM0 243L3 245V244H8V245H11V247H14L15 248V246H16V244H12V243H7V242H2V241H0ZM105 243V242H104ZM106 244V243H105ZM28 245H31L30 243H28ZM103 245V244H102ZM32 246V245H31ZM29 249V248H28ZM27 250V249H26ZM250 250V249H249ZM30 251H31V249H30ZM26 252V251H25ZM246 253V252H245ZM189 254H196L195 252H189ZM221 254V253H220ZM223 254V253H222ZM152 255H154V254H152ZM202 255V254H201ZM197 256V255H196ZM196 256H194V257H196ZM222 256H224V255H219L218 253L215 255V258H222ZM254 256H256V255H254ZM24 257H27V256H24ZM190 257V256H189ZM257 257V256H256ZM28 258V257H27ZM110 258V257H109ZM112 258V257H111ZM110 258V259H111ZM115 258H116V256H115ZM88 259V258H87ZM257 259H259L260 260V258H257ZM26 260V259H25ZM86 260V259H85ZM108 260V259H107ZM252 260H254V257H253V259ZM256 260V259H255ZM254 260V261H255ZM258 260V261H259ZM261 260H262V258H261ZM111 261V260H110ZM9 262H10V260L9 259H7L5 262H4V264H9ZM26 262V261H25ZM117 262V261H116ZM118 262H119V260H118ZM257 262V261H256ZM261 262V261H260ZM84 263H86L85 261H84ZM89 264H97V260L96 259H94V260H90L89 262H88ZM114 263V262H113ZM259 263V262H258ZM263 263H264V261H263ZM20 264H21V262H20ZM22 264H23V262H22ZM26 264H45V263H43L41 260H35V259H32V258H29V261L28 262H26ZM262 264V263H261Z\"/></svg>",
	"mask_w": 264,
	"mask_h": 264
}]
</instances>
